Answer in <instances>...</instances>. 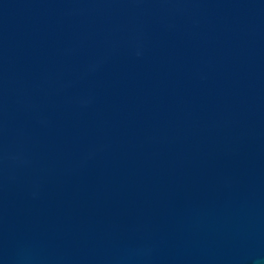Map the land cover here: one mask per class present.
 <instances>
[{
	"label": "water",
	"instance_id": "water-1",
	"mask_svg": "<svg viewBox=\"0 0 264 264\" xmlns=\"http://www.w3.org/2000/svg\"><path fill=\"white\" fill-rule=\"evenodd\" d=\"M0 264H264V0H0Z\"/></svg>",
	"mask_w": 264,
	"mask_h": 264
}]
</instances>
